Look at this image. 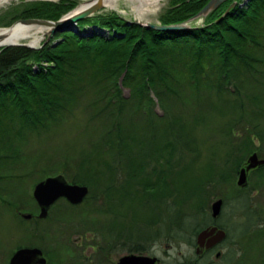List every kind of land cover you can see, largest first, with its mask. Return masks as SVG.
Returning <instances> with one entry per match:
<instances>
[{"label":"trees","instance_id":"trees-1","mask_svg":"<svg viewBox=\"0 0 264 264\" xmlns=\"http://www.w3.org/2000/svg\"><path fill=\"white\" fill-rule=\"evenodd\" d=\"M208 1L170 0L159 25L187 23ZM75 7L74 0L27 2L10 21L56 22ZM201 20L161 31L107 12L38 48H0V207L19 219L32 202L18 196L25 184L63 174L89 194L81 206L59 200L51 209L61 201L64 211L97 209L102 201L104 214L131 217L136 246L163 237L191 244L211 222V200H223L221 216L235 200L220 191L239 192L241 164L256 143L264 145L262 119H255L264 110V0H228ZM209 122L223 123L209 130L226 137L228 148L201 160L199 134ZM68 123L78 125L81 142L67 140ZM241 198L252 212V200ZM189 220H196L191 228ZM261 225L257 216L246 233L258 239Z\"/></svg>","mask_w":264,"mask_h":264},{"label":"rangeland","instance_id":"rangeland-1","mask_svg":"<svg viewBox=\"0 0 264 264\" xmlns=\"http://www.w3.org/2000/svg\"><path fill=\"white\" fill-rule=\"evenodd\" d=\"M34 1L58 2L60 0H10L6 4L0 6V29L9 28L12 24L17 22V20L12 22L10 21V16L13 15V9L19 8L20 6L25 5L27 2ZM74 1H76V7L74 9H77L78 7H80V5H83L90 0ZM169 4L170 0H160L156 5H147L138 9V5L134 0H115L112 7L106 5L105 8L97 14L115 12L119 16L129 21H137L143 24H159V17L168 9ZM201 21L202 20L200 19L191 21L189 23L200 25L202 23ZM33 38L40 39L39 42L34 46L39 47L44 39V34L38 32ZM29 42L30 40H25L20 43L28 44ZM251 91L252 93H256L257 87H252ZM261 93V96H263L264 88H261ZM262 100H264V98H262ZM262 107L264 109V104L262 105ZM259 110V115H256L255 119H262L260 121V124L263 126L262 134L264 135V110H261L260 108ZM156 111L160 114V110L158 108H156ZM255 119H253L252 121H255ZM78 123L79 122H77L76 124ZM220 124L223 123L213 125L212 122H209V124H207L208 127L205 128L208 130H202L199 134L201 147L200 151L202 155L201 160H205L210 155V153H213L215 157H220L224 153H226L225 151L228 148L226 137L218 133H216V135H212L209 130L211 128L219 129ZM77 128L78 125L77 127L73 128L71 127L70 123H68V125L64 127V134L67 140L73 142L82 141V136L78 135V131L76 130ZM61 138L62 137H58L57 141H62ZM256 144L258 148L263 145L262 142ZM57 175L64 176L63 174ZM237 178L238 173L234 179L233 184V186H236L238 190V187L236 185ZM38 182L30 184V182L28 181L25 184L24 194H27L26 197L23 196L24 194H22V196L18 194V196L23 197L24 200H27L30 197L32 200L31 204L23 206V208H25L27 211H22L18 217L19 219L15 218L14 214L7 213L4 208L0 207V264H8L11 256L16 250L26 247H36L43 250L47 257V264H84L83 257L89 256L90 253L95 251V249H93L92 251L90 249H85L84 252H81V248L84 247L85 243L96 241L98 239V235L106 237L111 236L113 238H115V236H125L127 227L133 222L131 217L126 220V215L121 214L122 212H120V214L118 215H115L116 217L114 216V218L109 213L104 214V203L102 201L98 202L101 207L97 209H91L85 205V208L83 207L81 209H70V211H64L63 206V211L59 208L61 205L65 206V202L61 201V205L57 206L56 209H51L49 211L46 219L39 220L37 219L39 210L32 198L33 188ZM248 182L249 183L246 189L238 190V193H241V195L237 193L236 189H232L231 187H224L220 191V193H222L223 195L225 193L226 197H229L227 199L235 200L234 202H230L226 207L223 208L221 216H219L217 219L218 224L225 228H228L231 231L247 232L253 225L255 227V222L258 216V208L261 211V215L259 214V216L262 217L260 218L258 216V218L259 220L264 221V190L262 191L263 194L261 195H256L255 192V183H258V173L253 172L252 174H250ZM246 194H249V198L252 200V202H250L252 212L249 211L248 206L246 205V199L241 198L243 197V195L248 198ZM219 198L220 197H215L211 200L209 204V213L211 212V204ZM23 214H29L32 217L30 219H24L22 217ZM117 217L118 221L120 220L119 217H121V221L119 224H117V226L112 227L110 225V222L114 221ZM58 219H62L63 223L59 224ZM195 222L196 220H189L188 226H186L188 228H191L195 224ZM208 222L209 220H205L204 224ZM111 227L113 231L112 229H110ZM132 230L134 229L132 228ZM249 234L250 232L245 234L246 238ZM255 237L256 236L252 237V240L257 239ZM163 238L159 239V241L161 243H164V245L172 246L171 249L168 250V254L173 256V258L178 257L180 253L188 254L189 256L193 255V251L191 249H188L183 242H180L178 244L172 242L169 243L163 241ZM185 238L186 241H191L190 236H186ZM194 239L195 236L192 238V242L194 241ZM246 246L247 249L243 264H258L262 258L259 253L261 252L260 248L264 247V235H260L253 244H248V241L246 239ZM216 264H221V261Z\"/></svg>","mask_w":264,"mask_h":264},{"label":"water","instance_id":"water-1","mask_svg":"<svg viewBox=\"0 0 264 264\" xmlns=\"http://www.w3.org/2000/svg\"><path fill=\"white\" fill-rule=\"evenodd\" d=\"M104 1L105 0H90L85 3V7L77 12V14L70 16V13H72L73 11L69 12L56 22L39 19L19 20L7 29H11L16 24L38 28L44 31L46 41H48L57 31L69 29L68 26H74L78 21L84 18L92 17L102 11L106 6L104 4ZM226 1L228 0H209L208 3L202 8V10L198 12L189 22L205 18ZM235 6L236 3H232L227 9L226 14ZM75 10L76 9H74V11ZM134 22L136 24L144 25L152 29L161 31L185 29L188 27L189 23L187 22L184 24L173 26H161L159 24H143L137 21ZM4 42V38H0V48L10 46H23L35 49V47L30 43L25 44L19 42L3 44ZM263 164L264 159L258 160L256 154H252L248 158L246 166L239 170L236 185L240 188L245 187L247 185L248 173ZM88 194L89 189L87 186L69 183L62 175L47 177L44 180L38 182L34 186L32 191V198L39 209L37 218L40 220L45 219L48 216L50 208L60 199H64L72 206H78L83 203ZM222 204V199H217L211 204L210 210L212 218H216L217 216H219ZM22 217L24 219H30L32 216L29 214H23ZM224 237L225 232L222 229H218L217 227L212 226L198 233L196 237V243L199 247L205 243L206 247H210L221 242ZM124 261H129V263L132 264L154 263V259L137 256H129L128 258L123 259V261L121 262ZM8 264H47V261L39 248H20L13 253Z\"/></svg>","mask_w":264,"mask_h":264},{"label":"flooded vegetation","instance_id":"flooded-vegetation-1","mask_svg":"<svg viewBox=\"0 0 264 264\" xmlns=\"http://www.w3.org/2000/svg\"><path fill=\"white\" fill-rule=\"evenodd\" d=\"M258 149L259 150L254 151L246 158L241 168L246 166V162L252 154H256L258 160L264 159V147L260 146V148ZM257 170H259V174L261 176L258 177V183L255 187V192L256 195L263 194L262 191L264 190V164L258 166L257 168L251 170L248 173L247 185L240 189L247 188L250 174H252ZM259 214L261 215V211L258 208L257 215L259 216ZM218 217L212 218L211 216V222L207 226L202 228L200 231L208 227L215 226L218 229H222L225 232L224 239L221 242L210 247H206V243L202 244L199 247L196 243V237L200 231L197 232L195 235V239L191 244L184 242V245L188 249H191L193 251L192 256H189L188 254L180 253L178 257L173 258V256L168 254V250L171 249L172 246L164 245V243H161L159 240L156 239L151 242L145 240L141 242L140 245L136 246L135 237L132 231L133 226L129 225L127 227L125 236H115L114 239L106 240L105 238H103L104 236L98 235L97 236L98 239L96 238L97 239L96 241L85 243L86 246L84 245V247L81 248V252L82 251L84 252L85 249H90L91 251L95 249V251L90 253L89 256H84L83 262L84 264H132L129 263V261L126 262L125 261L121 262V261H123V259L125 258H128L129 256H137V257H146L149 259H154L153 264H216L220 261L221 264H243L247 249L246 246L247 238L245 235L247 234L246 231L235 232L225 227L221 228L218 226L217 223L214 222L217 221ZM259 217L262 218L261 216ZM120 221L121 219L119 220V222ZM158 228H160V226H158ZM258 228L264 229V225H261ZM252 236L253 234L251 232L250 237ZM30 248H34V247H30ZM260 250L261 252L259 253L258 251V253L263 258L264 247L260 248ZM41 251L47 261L45 252L43 250Z\"/></svg>","mask_w":264,"mask_h":264},{"label":"bare ground","instance_id":"bare-ground-1","mask_svg":"<svg viewBox=\"0 0 264 264\" xmlns=\"http://www.w3.org/2000/svg\"><path fill=\"white\" fill-rule=\"evenodd\" d=\"M8 1L10 0H0V6L6 4ZM136 2V4L138 5V9L144 7V6H153L156 5L160 0H134ZM115 0H105L104 4L108 5V6H113L114 5ZM85 7V4L80 5V7H78L75 11L72 10L70 13V16L77 14V12H79L80 10H82ZM43 30L38 29V28H33L31 26H25L22 24H16L15 26H13L11 29H0V38H4V43L3 44H7V43H19L25 40H30V44L32 46H35V44H37L39 42L40 39L37 38H33L36 33L42 32ZM2 45V44H1Z\"/></svg>","mask_w":264,"mask_h":264}]
</instances>
